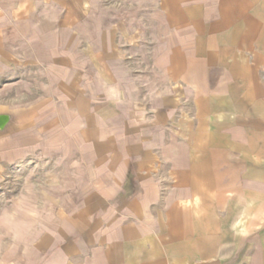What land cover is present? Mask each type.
Masks as SVG:
<instances>
[{
  "label": "crops",
  "instance_id": "0c3cea01",
  "mask_svg": "<svg viewBox=\"0 0 264 264\" xmlns=\"http://www.w3.org/2000/svg\"><path fill=\"white\" fill-rule=\"evenodd\" d=\"M39 160L67 194L0 264H264V0H0V178Z\"/></svg>",
  "mask_w": 264,
  "mask_h": 264
},
{
  "label": "rangeland",
  "instance_id": "374dc122",
  "mask_svg": "<svg viewBox=\"0 0 264 264\" xmlns=\"http://www.w3.org/2000/svg\"><path fill=\"white\" fill-rule=\"evenodd\" d=\"M122 5L124 8L126 2ZM119 30L121 56L148 57L152 43L148 29ZM87 38V43L91 41L94 47L92 35ZM42 160L26 162L0 178V262L11 261L23 253L24 246L39 232L41 219L58 212L60 199L67 194L64 169Z\"/></svg>",
  "mask_w": 264,
  "mask_h": 264
}]
</instances>
